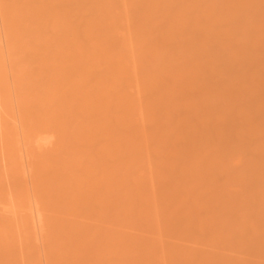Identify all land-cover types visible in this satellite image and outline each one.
Returning a JSON list of instances; mask_svg holds the SVG:
<instances>
[{"label": "bare ground", "instance_id": "1", "mask_svg": "<svg viewBox=\"0 0 264 264\" xmlns=\"http://www.w3.org/2000/svg\"><path fill=\"white\" fill-rule=\"evenodd\" d=\"M42 258L264 264V0H0V264Z\"/></svg>", "mask_w": 264, "mask_h": 264}, {"label": "rangeland", "instance_id": "2", "mask_svg": "<svg viewBox=\"0 0 264 264\" xmlns=\"http://www.w3.org/2000/svg\"><path fill=\"white\" fill-rule=\"evenodd\" d=\"M2 34V33H1ZM1 45H3V50H5V46H4V40H3V36L1 35ZM5 57L4 58H7V60L5 59V63H6V69H8L7 70V73H8V75H7V77H8V80H9V82L10 81H12V73H11V67H10V65L11 64H9V62H8V57L6 56V54L4 55ZM11 83V82H10ZM10 92H11V100H12V102H13V111H14V114L16 115V117H17V108H16V102H15V99H14V91H13V89H12V86H11V84H10ZM16 98V97H15ZM3 110V109H2ZM27 180L29 181V177L27 176ZM40 244V243H39ZM44 261H43V258H42V264H45V263H43Z\"/></svg>", "mask_w": 264, "mask_h": 264}]
</instances>
